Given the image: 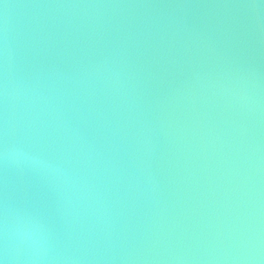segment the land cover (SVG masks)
I'll use <instances>...</instances> for the list:
<instances>
[{
    "label": "water",
    "instance_id": "obj_1",
    "mask_svg": "<svg viewBox=\"0 0 264 264\" xmlns=\"http://www.w3.org/2000/svg\"><path fill=\"white\" fill-rule=\"evenodd\" d=\"M2 264H264V0H0Z\"/></svg>",
    "mask_w": 264,
    "mask_h": 264
},
{
    "label": "clouds",
    "instance_id": "obj_2",
    "mask_svg": "<svg viewBox=\"0 0 264 264\" xmlns=\"http://www.w3.org/2000/svg\"><path fill=\"white\" fill-rule=\"evenodd\" d=\"M0 264H2V262H0Z\"/></svg>",
    "mask_w": 264,
    "mask_h": 264
}]
</instances>
